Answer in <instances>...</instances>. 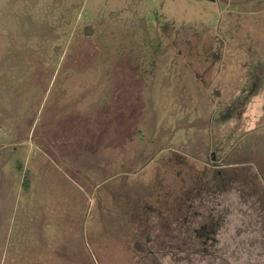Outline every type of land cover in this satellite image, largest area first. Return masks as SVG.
Returning a JSON list of instances; mask_svg holds the SVG:
<instances>
[{
  "label": "rangeland",
  "instance_id": "1",
  "mask_svg": "<svg viewBox=\"0 0 264 264\" xmlns=\"http://www.w3.org/2000/svg\"><path fill=\"white\" fill-rule=\"evenodd\" d=\"M256 145L264 0H0V264H264Z\"/></svg>",
  "mask_w": 264,
  "mask_h": 264
},
{
  "label": "trees",
  "instance_id": "2",
  "mask_svg": "<svg viewBox=\"0 0 264 264\" xmlns=\"http://www.w3.org/2000/svg\"><path fill=\"white\" fill-rule=\"evenodd\" d=\"M249 146H250V145H249ZM252 147H253V143H252ZM263 148H264V147L260 148V146L256 145L255 150H256V151H259L260 158H261L260 162H262L263 165H264V152L262 151ZM248 150H249V151H252V150L250 149V147L248 148ZM253 153H254V151H253ZM256 154H257V153H256ZM263 165H262V166H263Z\"/></svg>",
  "mask_w": 264,
  "mask_h": 264
},
{
  "label": "water",
  "instance_id": "3",
  "mask_svg": "<svg viewBox=\"0 0 264 264\" xmlns=\"http://www.w3.org/2000/svg\"><path fill=\"white\" fill-rule=\"evenodd\" d=\"M209 1H212V0H209Z\"/></svg>",
  "mask_w": 264,
  "mask_h": 264
}]
</instances>
